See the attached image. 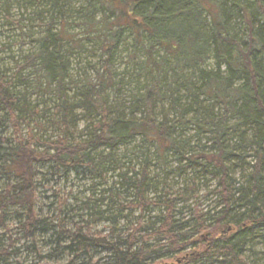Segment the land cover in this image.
I'll list each match as a JSON object with an SVG mask.
<instances>
[{"label":"trees","instance_id":"obj_1","mask_svg":"<svg viewBox=\"0 0 264 264\" xmlns=\"http://www.w3.org/2000/svg\"><path fill=\"white\" fill-rule=\"evenodd\" d=\"M22 8L31 10L38 35L16 74L8 76L0 66V223L11 232L6 212L20 210L16 228L32 241L38 260L16 264H252L246 246L256 238L264 242V0H0L6 21ZM92 41L98 63L73 78L71 59ZM124 59L129 66L122 67ZM28 68L31 75L17 78ZM28 78L34 94L51 100L45 118L18 91L30 86ZM132 79L136 86L124 106L119 97ZM78 109L87 119L80 130ZM179 125L210 135V149L185 151L176 136ZM46 127L55 137L40 133ZM137 138L160 163L171 151L212 174L208 194L218 197L220 208L204 211L193 183L175 196L163 186L150 198L157 182L145 155L138 168H117L108 197L95 200H111L117 213L105 216L111 205L90 207L89 197L83 208L92 212L83 225H52L65 240H56L54 255L67 253V260L41 262L35 242L43 223L36 211L38 168L49 164L58 174L81 171L104 179L120 164L117 149ZM248 157L245 184L238 185L228 162ZM186 191L196 202L182 217L177 200ZM156 206L159 213L146 218ZM91 217L108 225L95 230ZM118 218L126 223L118 226ZM11 235L0 255L14 246ZM91 251L104 255L94 259Z\"/></svg>","mask_w":264,"mask_h":264},{"label":"rangeland","instance_id":"obj_2","mask_svg":"<svg viewBox=\"0 0 264 264\" xmlns=\"http://www.w3.org/2000/svg\"><path fill=\"white\" fill-rule=\"evenodd\" d=\"M33 17L34 16L31 15V10L24 8L19 11L12 10L8 21L0 14V66L7 70L8 76L17 73V65L22 64L24 55L34 46L31 40L37 37L38 28L37 25L35 26L36 22L34 20H29ZM74 31L80 32L78 28H75ZM98 55L99 51L97 50L96 42L92 41L86 43L85 49L79 54H75L71 59L70 74L73 78H81L83 73L90 72L91 66H95L98 63ZM126 63L127 61L124 59L122 67L123 65H128ZM31 72V68L25 69L23 73L17 75V78H26L27 74L31 75ZM138 79L140 83L143 80L140 76ZM27 80L30 86L25 88L19 85L18 91L25 93L27 100L33 104L37 103L36 105H38L37 109L40 112V116L44 118L47 117L50 113L47 111L51 106L50 98L47 95L41 98L34 94L35 88L34 85L31 84L32 79L28 78ZM129 81H131V85L128 88L126 87V90L119 97L122 102H125L124 106L128 105L131 93L130 90L133 89V86H136L134 85V82H136L135 80L132 79ZM41 99H44L45 103L41 102ZM75 112L79 120L77 125L80 130L86 125L87 119L79 115L81 113L79 109ZM169 113L172 115V112ZM23 131H26L25 126H23ZM40 133L44 137H55L56 135L55 130L48 127ZM176 136L179 145L182 146L185 151H190L192 148L194 152H198V148L201 146H206L205 150L208 148L210 149V135L197 131L192 125L178 127ZM134 148H136V152L132 151ZM116 152L120 159V164H118L114 171L109 169V171L105 173L104 179L99 176L92 177L89 174L85 175L81 171H71L66 175L63 174V172L58 174L50 168L51 166L49 164L42 165L38 168L36 211L43 223L41 225L42 229L36 232L35 242L43 257V259L40 260L41 262L64 263L67 260V253H59L58 256L54 255V248L57 246L56 240L60 239L61 236L56 234L57 228L52 227V225L54 226L59 220L63 221L65 228H72L74 224L83 225L84 221L89 219V213L92 212L91 209L83 208L84 202L89 197L91 198L88 202L90 207L94 205L96 209L105 210L107 204L109 206L111 205L108 211L105 212V216L117 213V204H111V200L108 199L103 203H95V200L104 196L105 198L108 197V189L118 180L117 175L119 167L123 168V170H126L128 166H135L138 168L141 158L145 155H148V158H150V175L156 177L155 181L157 182V184L150 187L148 191L147 195L150 196V198L159 195L160 189H162L163 186L165 190L169 191L170 195L175 196L178 191H182L193 183L197 193V199L191 192L186 191L184 193V198L177 200V208L182 209V217H188L190 215L189 208H192L196 200L200 202V206L204 211H215L220 208L218 197L213 193L208 194V191L213 190L215 186V179L212 174L203 171L200 164L189 167L186 165L185 161H179L178 155L171 151L166 153L167 158L165 162L160 163L155 160L153 149L150 148L147 150L140 138H137L131 146H120ZM234 162L235 164L233 165ZM250 162V157L245 158L244 161L231 160L228 162L231 176L236 180L238 185L245 184L248 164ZM1 183L2 181H0V184ZM160 210L161 207L156 206L151 209L149 214H145V217L147 218L148 216L157 214ZM6 213L4 222L7 227L11 229V232H5L6 226L0 223V244L6 247V245L10 243V241H7L6 237L11 233L14 246L9 247L8 250L10 252L7 256L0 255V264H16L17 261H37V253L32 251L31 248L32 241L29 238L22 237L21 232L16 228L18 220L15 218V215L19 216L21 214L20 210L12 208L7 210ZM138 214V210L132 211L129 219L133 220ZM90 219H92L90 225L95 230H102L108 225L107 222L99 220L98 217H91ZM125 223L126 221L124 218H118V226H122ZM60 241L61 244H65L64 239L62 240L61 238ZM13 248L17 250V254H11ZM245 253L250 257L252 264H263V239H254L251 244L246 246ZM91 254L94 259L104 255L97 251H91Z\"/></svg>","mask_w":264,"mask_h":264},{"label":"water","instance_id":"obj_3","mask_svg":"<svg viewBox=\"0 0 264 264\" xmlns=\"http://www.w3.org/2000/svg\"><path fill=\"white\" fill-rule=\"evenodd\" d=\"M136 1H139V0H136Z\"/></svg>","mask_w":264,"mask_h":264}]
</instances>
